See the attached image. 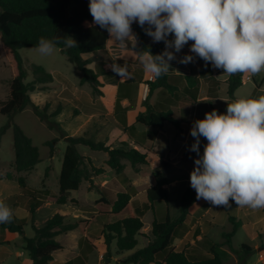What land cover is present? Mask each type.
<instances>
[{"label": "trees", "instance_id": "obj_1", "mask_svg": "<svg viewBox=\"0 0 264 264\" xmlns=\"http://www.w3.org/2000/svg\"><path fill=\"white\" fill-rule=\"evenodd\" d=\"M89 0H0V40L7 53L13 58L12 80L9 90V98L6 102H0V115L6 116L8 122L0 127V145L2 137L7 130L12 129L14 147V167L16 172H28L33 170L41 162L38 147L29 138L22 128L14 122V116L24 110L27 106H32L35 115L40 121L46 123L48 128H58L59 125L51 118L61 112L59 106L53 113H49V105L43 109L35 105L30 93L35 91H46L48 84L53 82V76L46 69L35 63H29L21 57L19 50L26 47H37L39 39L60 38L58 48L66 56L68 62L74 64L82 73L80 84H88L94 96H103L101 88L107 83H118L115 72H105L102 67L95 71L89 67L91 61L85 59L83 55L102 51L106 48L109 34L105 29L93 23V18L89 12ZM147 27V25L145 26ZM138 44L136 51L149 50L153 55L163 52L165 44L163 42L149 43L148 35L139 24H133ZM66 36H70L77 42V47L68 48L63 45ZM171 36H169L170 39ZM32 72L33 80L26 82L28 71ZM212 72L210 71L209 77ZM244 73L231 75L228 79V95L234 99L235 91L243 84ZM105 77V81L101 79ZM192 87L199 84L200 79L192 76L186 77ZM209 80H213L210 78ZM217 83V81L213 80ZM129 83L128 81L124 84ZM156 88H163L170 94L177 92V87L169 82V75L163 76L150 82L149 94L144 101L145 110L137 116V123L146 127L162 128L165 123L172 124L176 129H180V109H167L162 105L152 106L149 98L152 91ZM196 100V96L193 97ZM232 103V102H231ZM122 124L127 132L135 131L133 126L126 127V116L122 115ZM65 134L63 131H61ZM157 136L156 132L150 133L151 144L144 149L150 151L153 141ZM60 139L67 143L62 161V169L59 176V191L54 197V201L59 206L67 205L69 202L77 204V200L70 198L73 191H78L83 180L89 179V172L86 164L91 166L90 158L83 156L78 146L89 148L92 152L104 153L107 158L104 165L107 169L121 174L129 166L134 169L139 176L151 175L155 178L156 185L148 187L143 193V199L130 195L128 192H119L113 200L106 198L105 192L100 191V200L97 204L110 208V211L99 212L106 214L114 221L104 224L102 237L110 254V246L116 241L119 253L132 252L122 258L118 263L121 264H224L223 259L217 251L221 245L213 244L210 255H203L197 251L196 245H188L185 250L179 252L174 247V240L178 230L191 221V207L199 202L196 199L195 190L192 187L186 188L180 198L179 216L172 220L169 208V181L163 172L169 167L162 159L158 160L160 171L153 170L155 162L148 159V155L131 142H120L117 145H108L104 142H95L85 137H72L61 135L45 143L50 148V157L55 156L57 145ZM142 146L141 143H137ZM202 149L200 148V153ZM191 156H197L192 152ZM91 169L96 174H101L104 169ZM48 168L46 170L47 176ZM21 191L27 189V179L19 176L16 179ZM104 188V187H103ZM40 190H35L34 194L28 195L27 203L32 220L34 236H25L24 226L26 219L19 218L13 214L10 224H0V229L4 232L19 234L24 242V249L28 252L32 264H50L54 259V253L63 249L61 243L56 239L57 236L78 229L83 235L86 234L85 225H89L91 220H78L76 222H66L64 214L57 212L46 220L41 226L35 225L37 211L43 206L44 202L36 196ZM49 192L48 190L45 191ZM18 196H11L4 200L6 203L16 199ZM225 209H227L225 207ZM151 210L153 221L151 224V240L145 247L136 249L138 236L144 228L143 217ZM264 216V209L262 210ZM233 229L230 233L223 234L225 246L236 256L237 264H248L249 258L254 249L249 245L243 244L240 248H235L232 238L240 228V223L235 218L229 216ZM94 237L86 235L85 242L92 244ZM109 262V260H108ZM76 260L68 264H75ZM116 263V264H118Z\"/></svg>", "mask_w": 264, "mask_h": 264}, {"label": "clouds", "instance_id": "obj_2", "mask_svg": "<svg viewBox=\"0 0 264 264\" xmlns=\"http://www.w3.org/2000/svg\"><path fill=\"white\" fill-rule=\"evenodd\" d=\"M88 7L93 23L105 29L109 40L122 50L137 45L133 23L153 42L165 44L164 51L156 55L149 50L135 52L154 80L179 73L170 61L189 42L191 53L225 75H255L264 69V0H89ZM59 41V37H41L36 51L50 57ZM63 45L77 47V42L66 36ZM193 59L185 55L179 63ZM110 67L121 79L130 75L127 63ZM190 134L194 138L190 151L198 157L190 173L196 199L214 207L230 208L234 201L237 207L251 211L264 209V96L238 97L227 103L225 113L206 112L203 119L193 122ZM201 137L207 141L202 155ZM12 220L13 210L0 199V224Z\"/></svg>", "mask_w": 264, "mask_h": 264}, {"label": "rangeland", "instance_id": "obj_3", "mask_svg": "<svg viewBox=\"0 0 264 264\" xmlns=\"http://www.w3.org/2000/svg\"><path fill=\"white\" fill-rule=\"evenodd\" d=\"M21 57L26 61V66L29 63H35L37 65H45L47 67L53 68L58 76L61 74L68 80L70 88L76 91V96L78 98L86 99L88 96L92 95V89L88 84L81 85L80 80L82 78V73L77 69V67L68 62L66 56L57 48V51L50 57H41L36 51V47H26L19 50ZM94 54V53H93ZM92 53L86 55L85 57H91ZM13 58L7 53L5 47L2 45L0 40V102H6L9 98V90L12 80V67ZM28 77L26 82L33 80L32 72L28 71ZM257 77L258 74H255ZM65 83V82H64ZM54 87L44 93L37 94L35 92L30 93V98L35 105H38L40 109H43L46 104L49 105L48 112L53 113L59 106L61 107V112L51 118L52 121L59 125L58 128L50 129L46 123L40 121V119L35 115L32 106H27L24 110L17 113L14 116V122L19 125L26 135L31 138L32 143L38 147L41 162L36 165V167L28 172L18 173L14 167V147H13V132L12 129L7 130L6 134L2 137L0 145V199L6 200L11 196L17 195L16 199L11 200L7 204L13 210V214L17 215L19 218L26 219V224L24 226L25 236L27 238H32L34 236V230L32 228V220L27 206L29 197L28 195L34 194L35 190H40V194L36 196L41 198L44 202L43 206L37 211L35 217V225L41 226L46 220L51 218L55 213L60 212L64 214L66 222H73V215H84L85 218H80L79 220H91L89 225H85L88 231L95 233L97 236L102 235L104 224L114 221V218H110L106 214H100L99 212L110 211L108 207L103 206V204H97L96 201L100 200V191H106V198L113 200L115 195L119 192H128L130 195L143 199L144 191L150 187L149 185H138L137 180L143 175L139 176L134 169L129 166L126 167L125 171L121 174L115 171H109L104 165V160L100 158V155L106 156L101 152H92L89 148L84 146H78L79 152L89 158L92 161L91 166L95 168L104 169L101 174H96L91 169L89 164H86V169L89 172V179L83 180L82 185L78 191L71 192V196L77 200V204L68 203V206H59L55 201L54 197L58 195L59 189V176L62 169V161L64 153L66 150L67 143L64 139H60L57 145V151L55 156L50 157V148L45 145L47 141L54 138L60 137L61 135H68L72 137H85L83 135V130H85V119L86 114L82 111L81 107L77 103L72 102L70 97L63 96L60 97V92H62L63 85L60 80L53 82ZM248 86L243 88V93L248 92ZM107 93L110 94L108 91ZM67 94V93H66ZM37 101V103H36ZM47 102V103H46ZM46 103V104H45ZM76 112H80L76 115ZM109 119V117H105ZM98 122L100 120H97ZM8 122L6 116L0 115V127L4 126ZM170 127L166 133H160L159 144L165 142V137L171 136L175 133V129ZM81 127V128H80ZM92 127V125H91ZM90 130L92 128L89 127ZM112 129L110 126L108 130ZM63 131L65 134H63ZM165 133V134H164ZM101 134V133H100ZM95 136V135H94ZM86 138V137H85ZM96 137H90L92 141H96ZM206 141V140H205ZM207 142V141H206ZM116 145V144H111ZM162 159V158H159ZM158 158L155 159V166L153 170H159ZM163 160V159H162ZM165 161V160H163ZM166 163H169L165 161ZM194 159L188 158L187 161H182L181 166L174 168L169 172V167L163 172L166 179H175L177 181L183 182L187 180V174L185 172L189 167H194ZM48 168L47 176L46 170ZM19 176H24L27 179V189L21 191L16 179ZM185 184H180L182 187ZM104 187V188H103ZM48 190L49 192H45ZM179 193L175 189H171L169 197V208L171 219L175 220L179 216L180 199ZM97 197L98 200L94 201ZM233 213V214H232ZM229 213V216H234L235 221L241 224L243 222V227H241L232 239V244L235 248H240L243 244L249 245L254 249L253 254L249 258L248 264H264L260 261L259 255L264 254L262 251H258V247L263 245V238L256 236L261 230L264 229V223L261 221V215L259 211H254V216L248 225V219L242 218V215L235 210ZM214 216V224L211 228L210 237L214 243L221 245L217 248L218 253L224 261V264H237L236 256L230 251L229 247L225 246L223 234L230 233L233 229L231 222L228 220V215L221 207H215L212 211ZM232 214V215H231ZM212 216V215H211ZM241 218V219H240ZM209 219V218H208ZM240 219V220H239ZM153 220L152 213L147 212L143 219L144 224H149ZM212 222V220L210 219ZM246 221V222H245ZM250 222V221H249ZM252 227V228H251ZM256 231V233H255ZM79 234L78 231L73 233H66L60 235L57 239L65 247L61 256L66 258H71L73 256L74 240ZM260 235V234H259ZM137 249H141L145 246L146 240L143 237H138ZM206 244H209L206 246ZM24 242L22 237L16 233L4 232L0 229V262L2 264H30V257L24 250ZM98 248H103L104 245L98 243ZM212 243L208 240L204 242L203 248L197 247V251L200 254L207 255L204 253V249L210 251ZM207 247V248H206ZM23 251L25 254L19 257L18 254ZM116 241H113L110 246V254L113 257L111 264L118 263L119 259L122 257H117L116 255ZM209 254V253H208ZM97 252L92 250L90 255L89 264H97ZM121 264V263H118Z\"/></svg>", "mask_w": 264, "mask_h": 264}, {"label": "crops", "instance_id": "obj_4", "mask_svg": "<svg viewBox=\"0 0 264 264\" xmlns=\"http://www.w3.org/2000/svg\"><path fill=\"white\" fill-rule=\"evenodd\" d=\"M132 31L135 34L133 29ZM147 38L149 43H157L153 42L150 36H148ZM170 39H173V37L171 36ZM190 45L191 42L185 45L179 53H175L177 57L176 60L170 61L171 68L179 72H170L168 74L169 82L173 86L177 87V92L175 94H170L163 88H156L152 91V94L150 95L148 101L152 106L162 105L167 109H180L179 119L181 123L179 130L170 123H165L162 128L146 127L142 124L137 123L138 114L145 110L144 101L147 99V96L149 94L150 82H152L154 79L151 80V78H153L152 74L144 71L135 53L137 52L135 49L136 47L133 48L131 44H129L128 46L129 50H122L114 45L111 40H108L106 48L104 50L95 52L94 54L92 53L93 55L87 58L85 56L88 54L83 55L85 59L91 61L89 67L95 71H99L102 67L105 72H111L112 69L110 66L113 63L119 64L121 66L125 63L128 64L130 75L121 79V77L116 74L118 77L117 84L105 82L104 86L101 88L103 96H94L92 93V95L88 96L86 99H83L81 97L78 98L76 96V90H72L70 88L68 80L65 79L62 74L58 76V73L53 68L47 67L45 65L42 66L46 69L47 72L52 74L54 79L53 82L57 81V77L58 80L61 81L63 88L62 92H60L59 94L60 97H70L72 102L77 103L79 107H81L82 111L86 114V119L84 120L85 130H83V135L86 138L89 139L90 137H96L95 142H104L108 145H117L120 142H131L134 147L146 153L150 161L155 162V159L162 158L163 160L169 162L170 168L168 171L171 172L172 170H174V168L179 169L182 161H187L188 158H192L194 160L198 158L197 156L190 155L192 153V151H190V148L194 143V138L191 136L190 130L195 120L203 119L205 113L210 112L212 109H216L220 113H225L227 109V103L233 102L238 97L258 98L260 96H264V69H262L261 73L258 74L257 77L250 72H244L242 78L243 84L235 91L234 99H231L228 95L227 83L230 76L223 74L222 69L214 68L210 63L206 64L194 53H191ZM170 50L174 51V49ZM185 55H193V62H190L188 64L179 63V59ZM210 71L212 72L211 77H209ZM188 76L199 78V84L196 86L194 84V87H192L191 84L186 80V77ZM210 78L217 81V83L213 80H209ZM101 79L105 81L106 78L101 77ZM126 81H128L129 83L124 84V82ZM53 82L48 84V90L37 91L36 93L40 94L50 91L54 87ZM246 86H248V92L243 93L242 90ZM108 91L110 92V94L107 93ZM194 96H196V100H193ZM79 113L80 112H76L75 114L78 115ZM122 115L126 116V127L133 126L135 128V131L127 132L125 130V127L122 124ZM105 117H109V119ZM97 120L100 121L98 122ZM166 124L172 126L175 129V133H173L169 137H165L163 141L165 142V144H159L160 133H166L168 130H170V127H167ZM110 126L112 127V129L108 130ZM89 127L92 128V130H90ZM152 132H156L157 136L153 141L151 150L147 151L144 149V147L151 144L149 135ZM137 143H141L143 147L138 146ZM206 143L207 142L205 141V139L201 137L200 148L202 149V151L200 155L203 154V148ZM90 157L92 158L91 155L89 156V158ZM100 158L105 160L107 156L100 155ZM194 167H189L185 170L187 174L186 181L180 182L175 179H168L169 197L171 189H175L176 192L178 191V196L180 199L186 188L191 187L190 173ZM108 170L112 171L110 169ZM137 184L142 186L147 184L152 187L156 185V181L153 176L147 175L140 177L137 180ZM180 184L185 185L180 187ZM70 198H73L71 194ZM95 200H98V198L95 197L94 201ZM230 202V208L225 209V207L223 206H221V208L224 209L227 215L228 212L232 213L234 210L236 212L238 211L237 214L240 213L242 215V218H247V223L248 225H250L249 223H251L253 219L254 211H251L247 207H237L234 201ZM64 206H68V204ZM214 208L215 207L213 205L203 199L195 203L191 207V221L178 230L177 237L174 240V247L176 251L181 252L185 250L188 245H196L197 247L203 248L204 242L206 240H208L209 243L216 244L210 237L211 228L214 224V216L212 214ZM262 210L263 209L257 211H259L261 215V221L264 223ZM149 211L152 213L151 210H148L147 212ZM147 212L145 213L144 217L146 216ZM81 217L85 218L84 215L74 214L73 222L78 221ZM210 219L212 220V222L210 221ZM242 221L240 224V228L244 225ZM151 224L152 222L147 225L144 224L141 235H139L146 240L145 246L148 245L151 240ZM75 231H78L79 234L75 237V240L73 242L75 245L73 249V256L71 258L61 256L62 252L65 250V247L61 244L63 249L54 253V259L50 264H68L73 260H76L75 264H89L92 250H94L98 254L97 264H111V260L113 257L108 253L102 235L99 237L95 235V233L88 231L87 228L85 235H83L78 229L67 233H73ZM259 234L256 233V236H258V238L260 236L263 238V245L258 247V251L264 252V229L261 230ZM86 235L90 238L94 237L92 244H87L85 242ZM59 236H57L56 239ZM98 243L103 244L104 249L98 248ZM208 245L209 244H206V246ZM25 252L29 256L26 250ZM131 253L132 252L119 253L118 250L116 251L117 257L123 256L122 258L128 256ZM204 253L210 255V251H207V249H204ZM24 254L25 253L21 251L18 256L22 257L24 256ZM259 258L260 261L264 262V254H260ZM121 259H119L118 261H120ZM0 264L2 263L0 262ZM30 264H32L31 259Z\"/></svg>", "mask_w": 264, "mask_h": 264}, {"label": "built area", "instance_id": "obj_5", "mask_svg": "<svg viewBox=\"0 0 264 264\" xmlns=\"http://www.w3.org/2000/svg\"><path fill=\"white\" fill-rule=\"evenodd\" d=\"M153 78H151V80H152Z\"/></svg>", "mask_w": 264, "mask_h": 264}]
</instances>
